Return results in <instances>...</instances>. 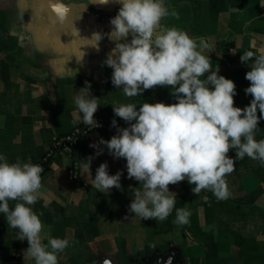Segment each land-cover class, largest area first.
Segmentation results:
<instances>
[{
    "label": "crops",
    "instance_id": "0c3cea01",
    "mask_svg": "<svg viewBox=\"0 0 264 264\" xmlns=\"http://www.w3.org/2000/svg\"><path fill=\"white\" fill-rule=\"evenodd\" d=\"M64 2L70 11L61 23L49 0H0V154L10 163L17 157L40 161L58 138L80 124L74 98L86 82L99 98L94 115L103 117H114L112 106L122 103L139 108L143 102H177L169 87L125 96L111 83L113 70L104 64L114 43L105 36L99 51L85 45L83 39H90L93 32L112 30L110 19L120 5L111 0L107 5L94 0ZM165 4L179 13V19L169 16L162 24L208 41L213 52H202L209 54L213 70L218 67V75L236 85L234 106L249 105L252 96L245 93L250 85L245 75L251 61L242 63L240 56L264 48V0H165ZM80 51L85 56L78 62ZM258 127L257 141L264 139V120ZM116 134L117 130H98L74 146L61 147L41 175L39 199L31 207L45 226L44 244L49 236L69 240L58 254V264H103L105 259L112 264H150L169 257L174 264H264V166L258 160L245 156L235 161L234 171L225 177L229 198L217 199L208 190L197 196L194 185L185 180L169 185L176 203L167 219L141 220L128 211L139 182L128 179L126 160L114 158L105 145L99 146L103 149L99 156L90 147ZM229 156L235 158V150ZM88 157H93L91 175L83 167ZM105 162L110 175L123 174L120 189L102 193L92 179ZM74 165L77 178L70 173ZM9 203L12 207L16 202ZM179 208L191 213L186 225L174 223ZM17 235L0 213V264H34L25 255L28 242Z\"/></svg>",
    "mask_w": 264,
    "mask_h": 264
},
{
    "label": "clouds",
    "instance_id": "9594fccd",
    "mask_svg": "<svg viewBox=\"0 0 264 264\" xmlns=\"http://www.w3.org/2000/svg\"><path fill=\"white\" fill-rule=\"evenodd\" d=\"M94 2L107 5L110 0ZM111 2L120 5L110 19L112 30L93 32L90 39H83L87 41L85 45L99 51L105 36L114 43L104 64L113 70L111 83L125 96L136 97L160 86L169 87L177 101L143 102L139 108L136 103L113 105L115 116L129 126L120 128L113 119L117 134L90 145L97 149L96 156L103 154L99 146L105 145L114 158L125 159L128 179L139 182L128 211L141 220L164 221L176 203V194L169 185L185 180L194 185L192 192L197 196L208 190L217 199L229 198L225 177L234 171L236 160L247 156L264 166V139H255L259 122L264 120V48L248 50L240 56L242 63L251 61L245 75L250 85L245 93L252 100L244 108L235 107L234 81L218 75L219 69L213 70L209 54L202 52H213L212 45L203 37L197 40L174 26L162 24L169 16L179 19V13L169 9L165 0ZM49 7L59 22L67 19L70 8L64 0H49ZM76 32L79 34L77 29ZM84 56L80 51L77 61ZM98 101L88 82L74 98L79 123L89 130L101 126L94 120ZM230 150H235V158L229 156ZM92 159L88 157L83 163L90 175ZM43 171L31 159L24 162L17 157L10 163L0 154V213L9 227L18 230L17 239L28 242L25 255L34 264H58V254L69 246V240L49 236L44 244L41 233L45 226L31 207L39 199ZM122 174L118 171L110 175L108 164L101 163L92 184L102 193L120 189ZM10 201L16 202L14 206L10 207ZM175 211V224L189 223L188 209ZM103 264L112 261L105 259ZM167 264H172L171 257Z\"/></svg>",
    "mask_w": 264,
    "mask_h": 264
},
{
    "label": "built area",
    "instance_id": "2783aa9c",
    "mask_svg": "<svg viewBox=\"0 0 264 264\" xmlns=\"http://www.w3.org/2000/svg\"><path fill=\"white\" fill-rule=\"evenodd\" d=\"M173 103H175V102H173ZM113 119L116 120L117 126L120 128H124V127L129 126L124 120H122L121 118H119L117 116L103 117V116H99V115H94V120L99 122V124L101 125L100 127L89 130L88 128L85 127V125L83 123L78 124L77 126H75L73 128V130L69 134H67L66 136H62V137L58 138L56 140L54 148L50 152H48L40 161H38L34 164H38V165H41L43 167L44 163L49 160V157L51 156L53 150L56 147L74 146L75 144H77L80 141V139H82L84 136H86L87 134H89L91 132L98 131V130H105V131H109V132L116 131L117 129L115 127H113L112 123H111ZM70 173H71L72 177L77 178L78 177V166L77 165L72 166Z\"/></svg>",
    "mask_w": 264,
    "mask_h": 264
},
{
    "label": "trees",
    "instance_id": "16d2710c",
    "mask_svg": "<svg viewBox=\"0 0 264 264\" xmlns=\"http://www.w3.org/2000/svg\"><path fill=\"white\" fill-rule=\"evenodd\" d=\"M61 147L59 146V147H56L54 150H53V152H52V154H51V156L49 157V160H50V158L60 149ZM48 160V161H49ZM48 161L47 162H45L44 163V165H43V168H44V171L41 173V175L45 172V169H46V166H47V163H48Z\"/></svg>",
    "mask_w": 264,
    "mask_h": 264
},
{
    "label": "flooded vegetation",
    "instance_id": "af4514ba",
    "mask_svg": "<svg viewBox=\"0 0 264 264\" xmlns=\"http://www.w3.org/2000/svg\"><path fill=\"white\" fill-rule=\"evenodd\" d=\"M150 264H167V261L150 262ZM172 264L174 263L172 262Z\"/></svg>",
    "mask_w": 264,
    "mask_h": 264
}]
</instances>
